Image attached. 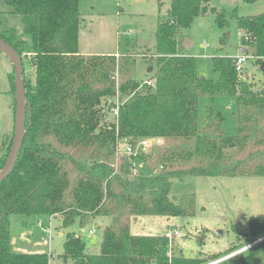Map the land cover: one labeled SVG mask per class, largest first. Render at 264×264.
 <instances>
[{
	"label": "trees",
	"instance_id": "trees-1",
	"mask_svg": "<svg viewBox=\"0 0 264 264\" xmlns=\"http://www.w3.org/2000/svg\"><path fill=\"white\" fill-rule=\"evenodd\" d=\"M3 1L20 15L23 34L3 30L0 37L21 58L29 53L34 78L24 68L26 133L0 182V264H49L45 252L12 249V214L59 216L62 228L109 219L96 254L67 231L62 264H203L200 257L171 255L163 235L132 234L130 223L137 216L195 213L193 193L169 197L174 178L264 176V82L249 80L231 56L211 57L217 79L198 76L195 58L177 48L179 29L207 14L222 28L225 12L209 0H171L155 31V73L138 80L128 54L78 53L79 0ZM231 15L242 46L250 48L247 58L264 61V9ZM218 95L235 98L233 135L225 134L224 116L214 108ZM114 99L118 114L108 121ZM142 139L153 145L137 147ZM11 141L0 154V170ZM124 143L135 154L124 153ZM246 235L245 245L264 237V217H251ZM213 264H264V238Z\"/></svg>",
	"mask_w": 264,
	"mask_h": 264
},
{
	"label": "rangeland",
	"instance_id": "rangeland-1",
	"mask_svg": "<svg viewBox=\"0 0 264 264\" xmlns=\"http://www.w3.org/2000/svg\"><path fill=\"white\" fill-rule=\"evenodd\" d=\"M170 2L79 0L78 53L111 54L117 51L119 55L128 54L136 60L135 77L138 80L151 77L156 70L155 56H150L155 51L156 27L159 19L167 17ZM209 4L225 12L227 24L220 28L214 21V15L198 16L188 27L178 30L176 39L178 50L195 58L196 74L215 80L218 76L212 71L211 57H238L241 55L239 48L244 47L236 17L231 12L239 16L259 14L264 9V0L252 3L243 0H209ZM22 27L20 15L10 13L4 1L0 0V31L13 29L17 35H22ZM185 39L190 44L184 46L182 40ZM28 54L22 59L25 71L33 80ZM263 70L264 61L256 64L248 57L242 63V73L247 74L248 79L258 86L264 82ZM13 81L12 63L0 52V154L13 138L16 118ZM213 105L224 116L223 131L226 135H233L235 98L218 95L214 97ZM201 113L203 103L199 118ZM105 119L113 120V113H107ZM188 193L194 194L193 215L140 216L133 222L137 228L134 231L137 234L162 235L166 229L176 228L179 235L169 242L170 254L186 258L200 257L205 260L203 264H210L247 246L250 218L264 217V176H187L172 179L170 198H179ZM39 220L42 226L38 225ZM108 221L107 217H96L84 226L75 222L68 228H62L59 216L49 219L42 215L12 214L9 225L12 249L17 252H45L49 264H62L60 255L67 231H74L83 238L86 253H99L102 230ZM90 229L93 233H89ZM57 232L63 235H57ZM216 254L222 256L214 259Z\"/></svg>",
	"mask_w": 264,
	"mask_h": 264
},
{
	"label": "water",
	"instance_id": "water-1",
	"mask_svg": "<svg viewBox=\"0 0 264 264\" xmlns=\"http://www.w3.org/2000/svg\"><path fill=\"white\" fill-rule=\"evenodd\" d=\"M241 51H246L243 49ZM0 52L6 55L12 63L13 72H14V98H15V109H16V118H15V125H14V132L13 138L11 141L10 149L5 161L4 166L0 170V182L3 181L12 171L16 159L18 157V153L20 151L22 140L26 133L25 124H26V96H25V88H24V66L23 61L19 53L7 42H5L0 37ZM150 70V68L148 69ZM264 237L248 244L247 246L239 249L238 251L222 257L210 264L223 260L231 255H234L243 249L255 244L256 242L260 241Z\"/></svg>",
	"mask_w": 264,
	"mask_h": 264
},
{
	"label": "built area",
	"instance_id": "built-area-1",
	"mask_svg": "<svg viewBox=\"0 0 264 264\" xmlns=\"http://www.w3.org/2000/svg\"><path fill=\"white\" fill-rule=\"evenodd\" d=\"M207 46V44H204ZM247 59V56L244 54L239 55L236 57V68L238 71L242 70V63ZM149 84V81H146ZM115 105L110 107V111L113 113V116H117L118 114V105L117 99H115ZM152 145V142L148 139H142L138 144L137 147H141L142 149H149ZM121 150L126 154H135V151L131 148V146L127 143H124L121 146ZM51 218V217H50ZM49 218V219H50ZM38 225L42 226V222L39 220ZM48 227H50V221L48 220ZM50 231V229H48ZM89 233H93V230H89ZM168 242H171L174 236L179 235V231L176 228L166 229L162 234Z\"/></svg>",
	"mask_w": 264,
	"mask_h": 264
},
{
	"label": "crops",
	"instance_id": "crops-1",
	"mask_svg": "<svg viewBox=\"0 0 264 264\" xmlns=\"http://www.w3.org/2000/svg\"><path fill=\"white\" fill-rule=\"evenodd\" d=\"M182 42H183V44H184V46L186 45V44H190V41L188 40V39H185V40H182ZM243 49H246V51L244 52V51H241V50H243ZM250 48H247V47H240L239 48V53L240 54H244V55H248V54H250V50H249ZM180 53H182V54H186V53H183V52H181V51H179ZM111 54H116V55H118V52L116 51V52H114V53H111ZM140 216H137V217H133L132 219H131V223H130V232L132 233V234H137L134 230L135 229H137L134 225H133V222H134V220L135 219H137V218H139ZM24 221V220H23ZM57 235H63V233L62 232H57ZM94 254H96V253H94Z\"/></svg>",
	"mask_w": 264,
	"mask_h": 264
}]
</instances>
